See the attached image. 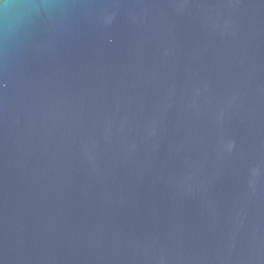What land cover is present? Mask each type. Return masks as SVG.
Masks as SVG:
<instances>
[{
  "label": "water",
  "instance_id": "1",
  "mask_svg": "<svg viewBox=\"0 0 264 264\" xmlns=\"http://www.w3.org/2000/svg\"><path fill=\"white\" fill-rule=\"evenodd\" d=\"M0 264H264V0H0Z\"/></svg>",
  "mask_w": 264,
  "mask_h": 264
}]
</instances>
